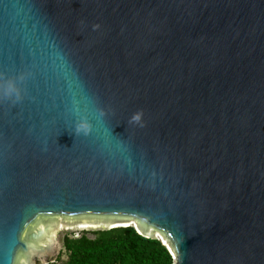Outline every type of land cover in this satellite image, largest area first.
<instances>
[{
  "label": "water",
  "instance_id": "95a60500",
  "mask_svg": "<svg viewBox=\"0 0 264 264\" xmlns=\"http://www.w3.org/2000/svg\"><path fill=\"white\" fill-rule=\"evenodd\" d=\"M22 70L0 100V264L131 220L173 264H264V0H0V72Z\"/></svg>",
  "mask_w": 264,
  "mask_h": 264
},
{
  "label": "trees",
  "instance_id": "16d2710c",
  "mask_svg": "<svg viewBox=\"0 0 264 264\" xmlns=\"http://www.w3.org/2000/svg\"><path fill=\"white\" fill-rule=\"evenodd\" d=\"M93 234L64 238L69 252L66 264H173L172 254L160 239L146 236L133 226H113Z\"/></svg>",
  "mask_w": 264,
  "mask_h": 264
},
{
  "label": "clouds",
  "instance_id": "9594fccd",
  "mask_svg": "<svg viewBox=\"0 0 264 264\" xmlns=\"http://www.w3.org/2000/svg\"><path fill=\"white\" fill-rule=\"evenodd\" d=\"M30 73L27 70L16 72L14 75H6L0 72V100H8L12 103L20 102L25 95V89L22 86L28 79ZM75 121V132L84 136H88L93 132V125L87 116L79 115ZM98 116L103 117V110L98 111ZM143 113L141 110L133 113L129 122L139 126H143Z\"/></svg>",
  "mask_w": 264,
  "mask_h": 264
},
{
  "label": "rangeland",
  "instance_id": "374dc122",
  "mask_svg": "<svg viewBox=\"0 0 264 264\" xmlns=\"http://www.w3.org/2000/svg\"><path fill=\"white\" fill-rule=\"evenodd\" d=\"M133 223V224H132ZM130 224L122 223V222H117L115 223H104L108 224L106 226L102 227H86L82 224L80 225H71V227H65L62 226L60 227L54 236V248H53V255H42L38 258H36L33 262V264H36L38 261L42 264H66L68 261V250L64 246V238L66 236H71V237H78L82 235L84 232L87 233L90 237H93V231L98 230V229H104V228H110L113 226H133L136 228L137 231H139L135 225V222H132ZM140 232V231H139ZM162 241V240H161Z\"/></svg>",
  "mask_w": 264,
  "mask_h": 264
},
{
  "label": "bare ground",
  "instance_id": "6f19581e",
  "mask_svg": "<svg viewBox=\"0 0 264 264\" xmlns=\"http://www.w3.org/2000/svg\"><path fill=\"white\" fill-rule=\"evenodd\" d=\"M132 222H135V221H133V220H131V221H129V222H122V223H126V224H130V223H132ZM115 224H117V223H115ZM133 224V223H132ZM82 225H84V226H86V227H102V226H106V225H108V224H82ZM65 227H71V225L70 226H65Z\"/></svg>",
  "mask_w": 264,
  "mask_h": 264
}]
</instances>
